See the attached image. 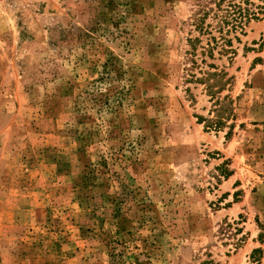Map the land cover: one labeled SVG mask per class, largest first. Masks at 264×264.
Wrapping results in <instances>:
<instances>
[{"label": "rangeland", "instance_id": "374dc122", "mask_svg": "<svg viewBox=\"0 0 264 264\" xmlns=\"http://www.w3.org/2000/svg\"><path fill=\"white\" fill-rule=\"evenodd\" d=\"M216 2L0 0V264L264 257V0Z\"/></svg>", "mask_w": 264, "mask_h": 264}, {"label": "trees", "instance_id": "16d2710c", "mask_svg": "<svg viewBox=\"0 0 264 264\" xmlns=\"http://www.w3.org/2000/svg\"><path fill=\"white\" fill-rule=\"evenodd\" d=\"M249 0H217L214 3V8H210L211 11L213 10V19L217 18L216 26H213L217 29V31L221 34L220 38L222 39V44H227L230 46V39H226L225 36L230 31L243 30L244 25L247 23L248 20H258V13L260 11V7L257 10H254L248 7ZM252 5V3H250ZM204 18H200L198 22H195V28L199 31H206L207 33L211 34L212 25L206 24L202 22ZM211 28L210 30H208ZM209 31V32H208ZM223 32L225 34H223ZM214 45H217V40L214 36L210 37ZM199 42L198 38H195L194 41ZM208 45V43H207ZM208 55L212 58V51L213 46L208 45ZM228 51V50H225ZM251 262H255L256 264H264L262 262L263 257V250L261 248H255L250 253Z\"/></svg>", "mask_w": 264, "mask_h": 264}]
</instances>
